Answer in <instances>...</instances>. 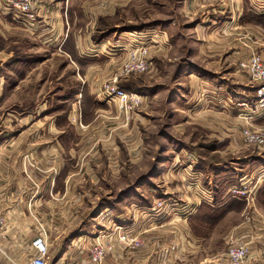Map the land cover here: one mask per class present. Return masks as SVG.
Instances as JSON below:
<instances>
[{"label":"rangeland","instance_id":"rangeland-1","mask_svg":"<svg viewBox=\"0 0 264 264\" xmlns=\"http://www.w3.org/2000/svg\"><path fill=\"white\" fill-rule=\"evenodd\" d=\"M0 5V155L9 177L19 159L34 171L56 137L54 122L67 124L54 95L83 83L69 32L79 54L97 62L89 76L98 97L118 77L121 90L141 99L130 111L115 101L87 129L71 111L68 126L81 135L70 154L56 150L71 181L62 222L47 213L38 223L48 264H155L179 250L197 251V264H219L233 241L264 237V147L245 137L264 132L253 114L259 87L240 64L264 45L256 26L239 20L242 0H33L34 21ZM138 47L148 49L149 70L123 75ZM241 189L258 201L228 217L230 205L238 213L243 205L233 193Z\"/></svg>","mask_w":264,"mask_h":264},{"label":"crops","instance_id":"crops-1","mask_svg":"<svg viewBox=\"0 0 264 264\" xmlns=\"http://www.w3.org/2000/svg\"><path fill=\"white\" fill-rule=\"evenodd\" d=\"M2 1L3 0H0V2ZM42 1L48 3V0ZM50 1L55 3L56 7L60 5L63 6L66 2H69V0ZM242 1L243 13L241 12L239 20L243 23H249L248 25L250 26L255 25L257 28V36L260 37L264 45V11L255 9L254 0ZM37 2H39V0H37ZM63 11L62 13L68 21L67 26H72L74 23L73 9L68 7L63 9ZM57 14L56 16H58ZM71 34L72 33L69 32L66 46L71 49L72 56L77 57L75 58L76 66L82 69V71L80 69L78 75L83 83H73L74 85H69L67 89H60L63 91V95H60L58 92L54 95L60 107H64V116H66L65 120L67 124L64 125L54 122L55 128L53 130L57 132L56 137L52 139L53 135L51 136V140L48 141L49 153L45 154L47 157H44V159L40 158V163L38 164L41 167L38 164L36 165V169L39 172L41 171V173L35 171V169L31 172L32 174L30 173L32 175L31 177L26 166V160L19 159L18 162L16 161V164H18L16 177L14 176L15 170L14 174L9 177L5 171L6 166L4 165L5 161L2 157L3 153L0 155V216L6 220L3 235L0 240V264H28L34 252L32 243L39 234L38 223L44 221L43 215L48 216V214H50V222H55L57 226L61 221L60 209L63 210V204L61 202L63 200L62 198L70 193L71 181L69 163L63 159L62 156L59 157L56 150H65L66 153L70 154L72 148L76 144L74 141L75 133L76 135H81L78 133L79 130L75 128L76 125L73 126V129L68 126L71 121V111L75 110L74 107L76 108L77 113H75L79 116L81 123L86 125H83V128L87 129L98 120L100 112L111 111L118 106L116 102L107 101L104 97L101 98L97 96L98 93L94 82V72L89 76L90 70L97 62L84 58L79 54L76 41L70 40ZM261 54L264 57V48H262ZM72 61L75 62L74 60ZM127 90H129L128 87L125 91ZM261 119L262 118H260L259 123L264 125V118ZM52 127L53 124H51V128ZM81 143L82 142L79 141L77 145ZM3 146L4 144H0V150ZM41 163H48L49 167H43ZM248 195L251 197V191L247 189V195L240 198L243 205L237 208L239 209V213L236 210V204L230 205L231 209L228 211V217L242 215L246 208L249 210L252 204L254 205V203L258 201V199L254 200L253 197L250 198ZM258 207H261V205L258 204ZM255 210H257V208ZM245 224H247V222L241 223L239 226L233 228V230H238L236 232L238 233L239 230L247 229ZM233 230H231L232 233L235 232ZM250 234L251 233L245 234L244 238L249 237ZM257 240L262 241L257 242ZM252 242H254L253 244L258 243V247L256 246V248L250 252L247 264H264V237H257ZM141 254L142 253H140V255ZM220 256L222 259H217L221 261L219 264H230L227 254L226 257L225 254L219 255V258ZM141 258L143 259V257ZM156 258L158 262L155 264H163V260L166 259L168 263L171 259L177 261V264H197L195 261L197 258V251L191 253L180 250L173 253L167 252V254L162 253L155 257V259ZM189 258H192L194 262L190 263L188 261L190 260ZM153 259L154 258L149 261L146 257V264H154Z\"/></svg>","mask_w":264,"mask_h":264},{"label":"built area","instance_id":"built-area-1","mask_svg":"<svg viewBox=\"0 0 264 264\" xmlns=\"http://www.w3.org/2000/svg\"><path fill=\"white\" fill-rule=\"evenodd\" d=\"M7 11L12 12L16 17L22 16L29 21L36 20V14L33 8V0H4ZM255 9L258 11H264V0H254ZM144 46V45H143ZM129 59L123 66V75H130L134 73H146L149 70V62L146 59L148 55V49L145 47H138L131 49ZM132 52V53H131ZM241 67L248 72L250 82L253 86L256 85V107L253 114L259 113L257 116L264 117V58L262 54L255 53L251 55L247 60L242 61ZM112 83H109L104 88V98L109 101H118L122 108L126 110H133L141 103L140 97L135 93H128L121 90L117 83L118 77L114 78ZM244 108H248L245 103ZM248 116H250L248 114ZM256 116V117H257ZM245 137L249 144H254L264 147V132L255 133L249 130L245 131ZM264 178V175L263 177ZM236 197H245L247 195L246 189L235 190L233 192ZM5 218L0 216V240L5 228ZM252 241L247 243H241L239 241H233L228 251V259L230 264H247ZM33 254L28 264H48L50 255L49 239L46 234L40 233L32 243ZM95 260L98 256L94 257Z\"/></svg>","mask_w":264,"mask_h":264}]
</instances>
